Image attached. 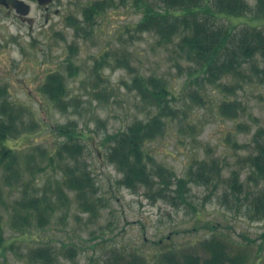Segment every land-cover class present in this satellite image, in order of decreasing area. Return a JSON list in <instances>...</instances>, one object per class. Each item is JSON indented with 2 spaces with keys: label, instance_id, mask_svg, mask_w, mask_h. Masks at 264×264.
Listing matches in <instances>:
<instances>
[{
  "label": "rangeland",
  "instance_id": "1",
  "mask_svg": "<svg viewBox=\"0 0 264 264\" xmlns=\"http://www.w3.org/2000/svg\"><path fill=\"white\" fill-rule=\"evenodd\" d=\"M88 1L67 4L60 14L52 12L49 22L43 10H36L32 28L23 24L19 29L10 23L0 27V88L15 108L25 111L24 126L29 128L7 142L20 156L24 178L4 184L7 247L0 248V264H43L31 254L45 246L54 251L56 264H113L130 261L134 254L147 257L152 264H176L163 260V255L205 254L201 242L213 235L224 239L232 253L259 260L264 219H249L245 206L231 202L228 181L237 170L246 188L256 187L258 180L247 158L255 152L256 132L264 128V81L255 79L226 94L219 82L211 83L201 75L190 78L196 64L186 60L174 43L160 42L153 31L138 32L142 12L133 5L102 13L88 36L77 32L66 17L80 15ZM214 18L217 25H234L236 31L264 24V19L251 13ZM100 58L106 62L98 71L96 60ZM70 61L76 70L73 75ZM53 70L68 78L66 111L53 106L41 90ZM138 74L166 80L171 90L168 97L177 110V115L168 118L164 133L147 142L146 150L179 176L186 175L191 166L196 168L199 160H217L221 179L214 193L213 185L191 183V204L187 205L153 202L144 188L118 185L122 174L107 161L108 143L103 138L157 112L133 88ZM194 92L199 96L193 97ZM227 97L237 98L243 106L237 118L220 111ZM3 99L0 93V104ZM69 123H75L86 136L81 140L86 144L82 159L93 168L99 186L93 196L96 211L82 207L77 194L65 186L63 163L57 159L52 163L46 157L40 163V153L50 154L64 138L56 126ZM227 192L230 202L224 196ZM35 196L51 201L48 220L40 223L36 217L25 232L13 228L16 202Z\"/></svg>",
  "mask_w": 264,
  "mask_h": 264
},
{
  "label": "trees",
  "instance_id": "2",
  "mask_svg": "<svg viewBox=\"0 0 264 264\" xmlns=\"http://www.w3.org/2000/svg\"><path fill=\"white\" fill-rule=\"evenodd\" d=\"M119 5H133L142 12V18L136 24L138 32L153 31L160 42L174 43L186 60L196 64V68L190 71V78L201 75L211 83L219 82L223 93H234L237 88L255 79L264 81V24L263 27L252 25L236 31L234 25H217L214 18L219 14L242 17L251 13L254 18L264 19V0H256L254 5L249 0H94L84 4L80 15H69L67 21L77 32L88 36L94 31L98 17ZM100 59L96 60L98 71L106 62L104 58ZM69 65L74 69L72 61ZM75 72L74 69L71 74ZM67 82L63 72L53 70L47 73L41 85L51 104L63 111L68 109ZM133 88L157 112L148 119L133 121L126 130L108 133L103 138L108 143L107 161L122 174L117 180L118 185L131 190L144 188L153 202L164 200L187 205L191 204L188 198L191 183L213 185L214 193L221 179V167L217 160H199L196 168L191 166L186 175L179 176L146 150L147 142L164 133L168 118L177 115L168 97L171 90L166 80L156 75L138 74L133 79ZM5 92L0 88L4 98L0 104V166L3 169L0 175V248L7 247L4 184L13 185L24 178L20 156L7 142L11 136L17 137L29 130L24 126L25 118L22 117L25 111L15 108L4 96ZM192 96L199 95L194 92ZM219 108L226 117L237 118L243 106L237 98L227 97ZM56 129L64 138L50 154L47 151L40 153V163L43 164L45 157L52 163L56 159L63 163L61 178L65 186L77 194L82 207L96 211L93 196L98 194L99 186L93 168L82 159L86 147L82 141L86 136L76 129L75 123L57 125ZM254 141L256 149L248 156L247 162L258 180L256 187L246 188L240 173L233 170L228 181L233 200L228 192L224 196L240 208L245 206L244 214L249 219L261 220L264 219V128L256 132ZM60 192L63 193V189ZM13 208L11 226L25 232L36 217L40 223L48 220L52 204L47 197L35 196L17 201ZM260 237L259 260L249 261L244 253H232L228 243L216 235L201 242L205 254L181 253L178 256L168 252L162 259L176 264H264V231ZM31 255L43 264H56L57 261L49 246L37 247ZM113 264L152 263L147 257L134 254L130 261Z\"/></svg>",
  "mask_w": 264,
  "mask_h": 264
},
{
  "label": "flooded vegetation",
  "instance_id": "3",
  "mask_svg": "<svg viewBox=\"0 0 264 264\" xmlns=\"http://www.w3.org/2000/svg\"><path fill=\"white\" fill-rule=\"evenodd\" d=\"M75 1L77 0H49V2L41 3V0H0V27L3 23L7 25L10 23L16 28H21L23 24H30L32 28L36 23L34 11L43 10L44 20L49 22L52 12L60 14L62 7ZM25 11L28 13L23 14Z\"/></svg>",
  "mask_w": 264,
  "mask_h": 264
},
{
  "label": "water",
  "instance_id": "4",
  "mask_svg": "<svg viewBox=\"0 0 264 264\" xmlns=\"http://www.w3.org/2000/svg\"><path fill=\"white\" fill-rule=\"evenodd\" d=\"M42 1H44V0H42Z\"/></svg>",
  "mask_w": 264,
  "mask_h": 264
}]
</instances>
